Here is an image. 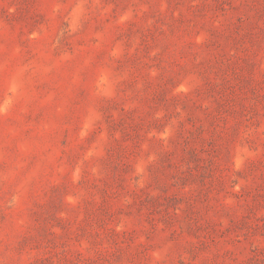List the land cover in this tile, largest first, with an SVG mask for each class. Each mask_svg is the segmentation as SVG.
Masks as SVG:
<instances>
[{
  "label": "rangeland",
  "instance_id": "obj_1",
  "mask_svg": "<svg viewBox=\"0 0 264 264\" xmlns=\"http://www.w3.org/2000/svg\"><path fill=\"white\" fill-rule=\"evenodd\" d=\"M0 264H264V0H0Z\"/></svg>",
  "mask_w": 264,
  "mask_h": 264
}]
</instances>
